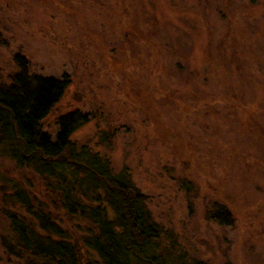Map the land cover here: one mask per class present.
Wrapping results in <instances>:
<instances>
[{"label": "rangeland", "instance_id": "rangeland-1", "mask_svg": "<svg viewBox=\"0 0 264 264\" xmlns=\"http://www.w3.org/2000/svg\"><path fill=\"white\" fill-rule=\"evenodd\" d=\"M0 34V80L14 54L31 74L67 76L42 129L86 114L72 140L128 170L187 257L264 264V0H0ZM213 203L230 225L206 219ZM1 244L0 264H24Z\"/></svg>", "mask_w": 264, "mask_h": 264}, {"label": "trees", "instance_id": "trees-1", "mask_svg": "<svg viewBox=\"0 0 264 264\" xmlns=\"http://www.w3.org/2000/svg\"><path fill=\"white\" fill-rule=\"evenodd\" d=\"M13 60L17 70L0 80V153L12 164L11 176L0 177L6 251L24 264H207L187 257L152 219L127 169L115 172L105 156L72 140L86 114L59 115L54 135L42 129L69 78L31 74L20 54ZM101 138L107 143L104 132ZM205 217L232 223L218 203ZM71 218L86 224L71 230Z\"/></svg>", "mask_w": 264, "mask_h": 264}]
</instances>
